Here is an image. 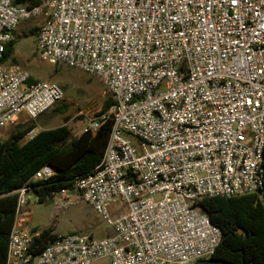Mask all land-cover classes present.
<instances>
[{
	"label": "built area",
	"instance_id": "1",
	"mask_svg": "<svg viewBox=\"0 0 264 264\" xmlns=\"http://www.w3.org/2000/svg\"><path fill=\"white\" fill-rule=\"evenodd\" d=\"M44 11L43 59L99 78L113 100L84 129L113 122L102 163L58 195L79 193L114 234L61 237L34 255L26 184L6 264L210 258L222 232L198 202L264 200V0H0V131L22 115L36 122L63 98L55 83H29V72L1 62L18 26ZM57 173L47 165L30 183Z\"/></svg>",
	"mask_w": 264,
	"mask_h": 264
},
{
	"label": "trees",
	"instance_id": "2",
	"mask_svg": "<svg viewBox=\"0 0 264 264\" xmlns=\"http://www.w3.org/2000/svg\"><path fill=\"white\" fill-rule=\"evenodd\" d=\"M43 1L17 0V3L35 8ZM37 31L32 32L39 36ZM12 53L13 41L5 48L2 64ZM29 83L36 81L31 79ZM112 105V98H108L101 113H107ZM54 110L61 111L62 107ZM15 125L17 129L8 139H0V264L7 261L9 239L17 215V191L29 184L39 202L44 203L62 190H71L76 178L93 172L102 163L113 122L108 120L95 135L83 133L74 137L67 126H61L43 130L28 141H24L26 135L37 128L36 123L17 122ZM47 165L58 173L50 180L30 183ZM198 207L221 230L222 241L210 258L195 264H264V200L258 195L215 197L199 201ZM56 239L43 233L35 239L32 253L40 254Z\"/></svg>",
	"mask_w": 264,
	"mask_h": 264
},
{
	"label": "rangeland",
	"instance_id": "3",
	"mask_svg": "<svg viewBox=\"0 0 264 264\" xmlns=\"http://www.w3.org/2000/svg\"><path fill=\"white\" fill-rule=\"evenodd\" d=\"M45 18L44 11L40 16L18 26L14 32L13 53L5 64L20 66L29 72L31 79L36 82L55 83L61 88L63 98L54 108L62 107V110L52 108L35 122L37 126L48 130L67 126L74 137H80L88 125L87 121L101 113L103 104L111 95L99 78L78 68L62 63L51 64L43 59L37 46L38 36L32 31L37 29L40 33ZM24 122L30 121L21 123ZM16 129L15 125L1 130L0 139H8ZM24 211L30 213L28 229L32 233H48L53 238L82 235L95 240L114 234L108 224L77 192H74L71 198L55 195L41 203L36 194L30 191L27 193V206ZM118 211L122 212V208L119 207ZM98 264L110 263L105 260Z\"/></svg>",
	"mask_w": 264,
	"mask_h": 264
},
{
	"label": "crops",
	"instance_id": "4",
	"mask_svg": "<svg viewBox=\"0 0 264 264\" xmlns=\"http://www.w3.org/2000/svg\"><path fill=\"white\" fill-rule=\"evenodd\" d=\"M23 117V118H22ZM22 117L20 118V121L19 122H22V121H25V120H27V121H30L25 115H22ZM37 124V123H36ZM37 126V125H36ZM43 130H48L47 128H45V127H40V126H37V128H35L34 130H33V132H34V136L35 135H37V134H39L41 131H43ZM27 136V135H26ZM33 136V137H34ZM26 139V141H28L29 139H27V137L25 138Z\"/></svg>",
	"mask_w": 264,
	"mask_h": 264
}]
</instances>
